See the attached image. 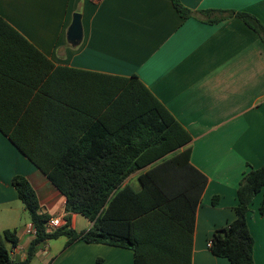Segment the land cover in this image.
Wrapping results in <instances>:
<instances>
[{
  "label": "crops",
  "instance_id": "crops-1",
  "mask_svg": "<svg viewBox=\"0 0 264 264\" xmlns=\"http://www.w3.org/2000/svg\"><path fill=\"white\" fill-rule=\"evenodd\" d=\"M179 1L190 16H180L171 0H0V16L31 45L0 36V233L8 229L18 239L13 247L3 239L12 259L23 260L34 237L25 230L31 220L25 221L15 176L34 189L40 213L66 214L65 196L28 154L49 164L86 132L102 134L103 124L115 131L111 105L118 98L107 84L135 75L187 131L191 139L178 151L190 147V163L207 178L191 232L188 174L173 176L166 181L177 192L185 185L186 201L139 219V241L147 250L177 251V261L166 264H187L188 248L191 264H231L207 243L233 220L243 173L264 163V44L238 17L210 23L200 10L246 12L264 25V0ZM75 12L81 39L73 44L68 29ZM152 166L131 172L120 188L140 190L139 175ZM260 201L257 194L247 216L254 264H264ZM81 216L71 214L76 231L93 225L87 219L86 229H78ZM66 241L42 244L39 264H134L130 248Z\"/></svg>",
  "mask_w": 264,
  "mask_h": 264
},
{
  "label": "trees",
  "instance_id": "trees-1",
  "mask_svg": "<svg viewBox=\"0 0 264 264\" xmlns=\"http://www.w3.org/2000/svg\"><path fill=\"white\" fill-rule=\"evenodd\" d=\"M171 2L180 16L192 14L179 0ZM200 13L210 23L238 17L264 44V25L249 13L233 10H200ZM214 13L217 16L211 17ZM0 36H15L31 46L1 16ZM107 86L109 96L118 98L111 105L119 119L115 123V131H107L104 124L105 132L102 134L93 135L88 131L83 137L75 138L76 141L67 151L49 164L43 165L28 154L65 196L64 224L48 231L45 223L51 216L40 213L38 198L29 182L22 176H15L12 183L36 228V235L27 248L26 257L14 260L10 257L9 249L4 246L3 239L9 241L12 247L17 245L15 233L8 229L0 233V264H29L42 244L60 236L67 237L66 245L82 240L130 248L134 264H166V259L177 261V251L172 248H143L138 235L139 219L163 213L165 209L170 211L180 198L186 201L185 185H182L181 192H177L174 191L173 181L167 182L166 179L181 176L185 180L188 174V191L193 194V199H188V230L191 232L194 209L207 178L190 163V147L178 151L191 139L187 131L137 76L117 77ZM148 164L153 166L138 178L140 190H134L129 185L120 188L131 172ZM259 193L261 201L258 213L263 216L264 163L243 173L233 208L235 216L213 232L209 246L212 254L226 258L231 264H254V241L247 216L254 197ZM216 201L217 197H214L212 203ZM72 213H78L93 222L92 227L82 231L71 228ZM187 264H191L190 248L187 250Z\"/></svg>",
  "mask_w": 264,
  "mask_h": 264
},
{
  "label": "built area",
  "instance_id": "built-area-1",
  "mask_svg": "<svg viewBox=\"0 0 264 264\" xmlns=\"http://www.w3.org/2000/svg\"><path fill=\"white\" fill-rule=\"evenodd\" d=\"M64 224V219L61 216H53L50 217V219L45 223V226L48 231L53 230L54 228H57ZM26 233L35 236L36 235V228L34 224L31 222L26 226ZM211 245V241H208L207 246L209 247Z\"/></svg>",
  "mask_w": 264,
  "mask_h": 264
},
{
  "label": "water",
  "instance_id": "water-1",
  "mask_svg": "<svg viewBox=\"0 0 264 264\" xmlns=\"http://www.w3.org/2000/svg\"><path fill=\"white\" fill-rule=\"evenodd\" d=\"M81 15L78 12L73 14V20L68 29V40L71 43H77L81 39Z\"/></svg>",
  "mask_w": 264,
  "mask_h": 264
},
{
  "label": "rangeland",
  "instance_id": "rangeland-1",
  "mask_svg": "<svg viewBox=\"0 0 264 264\" xmlns=\"http://www.w3.org/2000/svg\"><path fill=\"white\" fill-rule=\"evenodd\" d=\"M259 194H260V193H259ZM258 196H260V195H258ZM258 198H259V197H258ZM19 204H20V203H19ZM26 216H27V217H25V218H26L25 221H27V220L29 219V214L26 213ZM20 219H21V221H23L24 218L22 217V218H20ZM87 224H88V221H87V219H86L85 217H83V216L78 217V219H77V227H78V229H86ZM36 254H37V253H35V255L32 257V259H31V261H30L29 264H39V260H38Z\"/></svg>",
  "mask_w": 264,
  "mask_h": 264
}]
</instances>
